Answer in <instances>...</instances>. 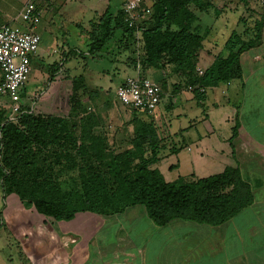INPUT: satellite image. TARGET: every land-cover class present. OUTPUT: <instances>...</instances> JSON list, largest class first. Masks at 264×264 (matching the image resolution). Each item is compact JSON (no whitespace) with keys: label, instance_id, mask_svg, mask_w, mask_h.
I'll use <instances>...</instances> for the list:
<instances>
[{"label":"crops","instance_id":"1","mask_svg":"<svg viewBox=\"0 0 264 264\" xmlns=\"http://www.w3.org/2000/svg\"><path fill=\"white\" fill-rule=\"evenodd\" d=\"M124 1L0 0V27L23 25L18 17L27 2L40 15L41 43L32 58L27 93L46 79L45 65L56 62L60 70L68 71L80 54L88 58L84 67L87 86L95 87V82L101 86L99 81L114 78L95 66L88 72V62L97 61L101 52L114 66L112 75L120 78L117 85L129 78V73L120 77L127 71L122 31L114 30L93 54L88 35L103 14L115 16ZM245 8L255 7L248 1ZM231 13H219L210 22L203 17L207 13H197L200 33H207L194 62L196 71L208 69L217 56H225V43L233 32L241 35L243 29L237 20L233 22ZM239 63L242 78L206 87L201 102L170 65L142 67L138 59L133 74L138 72L161 86V101L152 118L164 141L150 168L166 182H190L227 167L238 168L251 187L253 201L248 207L215 227L180 220L157 227L142 206L117 214L77 213L69 221H54L13 203L9 198L15 195L10 194L0 201V264H264V21L260 45L241 53ZM99 73L102 78L93 82ZM55 74L51 82L61 78ZM46 93L44 89L39 95ZM9 247L15 248L10 251L13 254L21 253V263L9 255ZM4 251L7 258L2 257Z\"/></svg>","mask_w":264,"mask_h":264},{"label":"trees","instance_id":"2","mask_svg":"<svg viewBox=\"0 0 264 264\" xmlns=\"http://www.w3.org/2000/svg\"><path fill=\"white\" fill-rule=\"evenodd\" d=\"M147 1L152 10L148 18L155 17L154 26L146 29V18L137 28H129L120 9L115 16L106 12L88 33L90 53L100 50L114 30L119 29L127 39H132L137 29L141 34L138 50L142 67L172 66L186 79L197 102L203 101L206 87L242 78L239 56L260 45L264 13L253 22L249 31L251 40L245 42L242 33L233 32L225 43V56H217L211 66L199 74L194 62L207 32L200 33L197 13H207L213 8L218 14L212 0ZM247 3L245 0L242 5L246 7ZM163 24L170 25V32H162ZM129 110L136 119L132 148L111 154L104 162V169L81 167L80 191H62L54 177L44 175L72 162L70 145L75 143L71 126L64 120L33 116L28 111H19L17 120L11 122L5 120L0 111L1 192L16 195L23 206L54 221H69L77 213L117 214L129 207L142 206L157 227L174 220L219 226L252 203L251 187L241 178L238 168L227 167L217 175L190 182L181 179L166 182L157 170L150 168L157 161L159 145L164 141L162 130L151 116ZM136 115L146 116L148 121ZM236 129L237 126L233 133ZM102 147V134H90L86 150H92L98 162L105 159L100 155ZM47 149L54 151L53 158L49 157L50 165L37 167L36 156ZM127 165H133L134 170L127 172Z\"/></svg>","mask_w":264,"mask_h":264},{"label":"rangeland","instance_id":"3","mask_svg":"<svg viewBox=\"0 0 264 264\" xmlns=\"http://www.w3.org/2000/svg\"><path fill=\"white\" fill-rule=\"evenodd\" d=\"M143 1L148 4L147 7L151 9V4L148 3L147 0ZM243 1L245 0H212L214 5L218 7V14L232 12L229 15L231 19L234 18L233 22H236L237 20V25L243 29L241 32L242 40L246 42L251 40L250 36L252 34H250L249 31L253 27V21L263 16L264 6L262 0H248L250 4L252 2V6L255 8L253 10L250 8L246 9L242 5ZM222 6H224V8ZM215 10L217 9L215 8ZM218 14H216L214 9L211 8L207 14L203 15V17L205 22H210L211 19ZM154 18L152 17V19L148 18L146 20V23L144 24L146 29L154 26L156 22L154 21ZM166 24H163L162 26L163 33L170 32L171 30L170 25ZM134 34L139 36L138 39H136V36L134 35L132 39H127L128 37H125L127 49V71L124 72L123 75L120 74V77H123L126 75V73H129L130 75L127 74V77L130 78L134 72V65L136 61L140 59L141 51L138 50L136 40H139L141 34L137 29L134 30ZM202 34H204V32H202ZM94 38L97 39V37ZM104 56L106 57V55L101 52V55L98 56L97 61L92 62L90 60L87 65L89 73L92 72V69L94 68L93 66H95L102 71H108L109 75L111 73V76L115 78H113V80L111 78H104L102 83L99 81L101 86H98L95 82L96 79L100 80V78H102L100 73L97 74L98 78L95 76L93 77L94 79H92L96 86H87L85 81L86 70L84 67L86 66L85 63L87 62L88 58L86 55L80 54L78 57H76L79 62L77 61L76 64H71L68 71H65L64 69L60 70L59 68H62V66L59 67L56 62L45 65V71L42 67V71H39L45 72L46 79L44 81H38L41 83V85L32 87L33 90L31 92L27 93L28 83H26V86L21 88V90L18 92L17 98L12 99L9 97H0V111L3 113L4 118L7 121L15 122L17 120L16 118L19 114V111L14 113L13 107L19 106L20 112L28 111L30 115L33 116H50L58 120H64L71 126L70 129L73 141L75 143L74 145H70V153L73 159L72 162L69 166H67L68 164L65 163L62 165V168H57L44 174L47 177H54L62 191H80L79 176L81 173V167L92 166L96 170H99L100 168L104 169V162L108 161L111 154H118L132 148L135 127L134 121L136 119H134V116L131 115V111L127 107L122 106L116 100L114 92L116 87L122 82L117 85V81L120 78L112 75L115 73L113 72L114 70H111L114 68V66L108 60L103 59ZM64 71L65 73L61 75V73ZM55 72L59 73L61 78L59 77L60 79L56 81L53 80V82H51L50 79L56 75ZM136 75L140 74L137 72ZM134 76L135 75L133 74L132 77ZM39 78L41 77L39 76ZM44 89H46L47 93L43 96H40L39 93ZM136 116L138 119L141 118L144 121H148L146 116ZM98 133L102 134L103 139V151L100 153V155H104L105 158L99 162L92 150H86V145H89L90 134L96 135ZM84 149L86 151H84ZM53 156L54 151H52V149H47L45 153H40L36 156L34 163L37 167H46L50 165V158H53ZM133 170V165H130L129 167L128 165L126 166L127 172H132ZM21 172L24 171L22 170ZM2 183L3 181L0 184V193L2 194L0 201H3L5 197L9 195H4L2 193L3 191L1 192V190H3ZM11 198L14 199L13 203H17V205L25 207L21 204V202H19V199L16 195L10 197L9 200ZM25 208L32 209L30 207ZM10 251H15V248L9 247V255H12L13 253ZM8 252H2V257L4 256V258H7ZM13 256L17 262L19 260L18 263H21V253H14Z\"/></svg>","mask_w":264,"mask_h":264},{"label":"built area","instance_id":"4","mask_svg":"<svg viewBox=\"0 0 264 264\" xmlns=\"http://www.w3.org/2000/svg\"><path fill=\"white\" fill-rule=\"evenodd\" d=\"M119 9L129 28H137L151 13L143 0H125ZM18 19L23 25L10 23L0 27V97L12 99L17 98L21 88L26 86L32 58L41 43V36L37 32L40 15L32 2L24 5ZM188 89L191 90V87ZM114 94L122 106L149 116L154 115L161 101V88L141 75L125 79L116 87ZM18 111L20 107L14 106L13 112Z\"/></svg>","mask_w":264,"mask_h":264}]
</instances>
